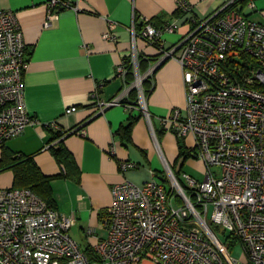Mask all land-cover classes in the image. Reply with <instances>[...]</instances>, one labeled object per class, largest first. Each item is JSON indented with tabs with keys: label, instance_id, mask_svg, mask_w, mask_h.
Masks as SVG:
<instances>
[{
	"label": "built area",
	"instance_id": "obj_1",
	"mask_svg": "<svg viewBox=\"0 0 264 264\" xmlns=\"http://www.w3.org/2000/svg\"><path fill=\"white\" fill-rule=\"evenodd\" d=\"M48 7L47 27L72 3L49 0ZM178 7L191 10L190 0H178ZM255 7V0H227L195 20L172 48L162 38L179 28L176 22L157 27L147 19L140 33L133 30L135 39L158 46L157 66L171 58L182 65L186 114L177 109L162 118V126L179 138H194L193 153L208 169L205 179L183 172V183L166 163L164 180L153 174L143 184L128 179L116 184L107 210L108 234L95 244L94 258L71 235L75 214L60 211L31 188H0V264H240L232 254L238 244L245 264H264V22L244 13ZM116 26L111 22L105 38L117 39ZM26 52L16 14L0 11V148L41 123L26 105ZM131 63L137 83L153 74L149 69L143 78L138 54ZM128 65L126 58L118 65L125 82ZM140 86L129 83L126 92L139 90L150 119ZM124 98L123 93L98 102V112ZM138 167L135 161L120 162L123 171Z\"/></svg>",
	"mask_w": 264,
	"mask_h": 264
},
{
	"label": "crops",
	"instance_id": "obj_2",
	"mask_svg": "<svg viewBox=\"0 0 264 264\" xmlns=\"http://www.w3.org/2000/svg\"><path fill=\"white\" fill-rule=\"evenodd\" d=\"M68 1L72 7L62 9L47 27L49 0H0V11H13L23 32L28 62L24 74L25 100L29 113L41 122L28 126L21 135L8 140L6 146L15 154L33 156L45 174L55 175L62 172V166L51 147L63 140L81 174L79 182L70 178L52 181L57 209L76 215L71 235L92 256L95 244L108 234L106 218L113 204V187L126 179L143 184L153 174L164 180L163 166L167 163L175 170L180 161V138L163 129L162 118L177 109L186 114L182 65L174 58L158 66L157 60L150 64V69H154L152 89L148 97L143 93L151 117L147 118L139 102L140 95L137 100L126 92L129 84L118 75V65L125 57L132 59L134 54L159 57L160 52L139 36L135 39L133 30L140 33L147 19L157 27L176 22L179 28L165 32L162 38L163 45L172 48L192 29L194 20L207 18L227 0H190L191 11L182 15L178 12V0ZM255 4L254 9L248 8L251 11L246 12L245 8L244 13L264 22V0H255ZM253 13L256 14L251 16ZM111 22L117 23L116 40L105 38ZM123 93L124 103L98 112V102ZM71 107L77 110L67 113ZM131 117H136V121L132 140L126 141L118 132ZM54 121L59 125L54 131L63 130L67 134L52 141L53 134L46 124ZM183 141L188 149L194 148L192 136ZM191 157L194 156L186 159L189 169L194 163ZM127 160L139 163L140 167L121 170L120 162ZM143 166L149 169L146 171ZM140 171L146 176L135 180ZM13 184V170L0 174V188ZM145 264L152 263L145 261Z\"/></svg>",
	"mask_w": 264,
	"mask_h": 264
},
{
	"label": "trees",
	"instance_id": "obj_3",
	"mask_svg": "<svg viewBox=\"0 0 264 264\" xmlns=\"http://www.w3.org/2000/svg\"><path fill=\"white\" fill-rule=\"evenodd\" d=\"M246 2V0H245ZM191 10H185L184 8L178 7V12L182 14H187ZM152 22V20H150ZM153 23V22H152ZM195 24V20L193 22ZM145 25V24H144ZM144 27V26H143ZM158 47V46H157ZM158 56V55H157ZM157 56H149L146 57L144 55H139V63H140V72L146 74L148 70L150 69V64L156 60H158L159 57ZM129 61L128 65V74L126 78V82L132 83L134 82L136 76L133 71V66L131 63V57H125ZM163 64V63H162ZM152 79V75L144 80L143 82V88H144V94L145 97H148L151 93L152 86L150 85ZM132 98H135L138 100V89L134 88L131 91ZM136 121V117H131V120L126 125H123L121 129L119 130V134L123 138V140L131 141V131L133 128V125ZM49 129L52 134L53 138L52 141L62 138L67 132L63 130H56L54 131L53 128H47ZM183 138L179 139V156L178 160L183 158V162L189 158L190 156H194V150L188 149L184 142H182ZM51 150L59 162V164L62 166V172L55 175H47L45 174L37 162L35 161L34 157L31 155L26 154H15L9 147L4 144L2 146V155L0 157V172L5 170H13L14 172V187H27L31 188L34 192H36L39 196H41L45 201L53 205L55 208H57V203L54 195V190L52 187V181L56 178H70L77 182L80 181V174L81 170L80 167L72 154V152L67 148V146L64 144L63 140H61L57 146H52ZM176 175H178V172L174 170ZM180 173V172H179ZM238 239L233 241V243H236ZM88 254V253H87ZM91 258H94V254Z\"/></svg>",
	"mask_w": 264,
	"mask_h": 264
},
{
	"label": "rangeland",
	"instance_id": "obj_4",
	"mask_svg": "<svg viewBox=\"0 0 264 264\" xmlns=\"http://www.w3.org/2000/svg\"><path fill=\"white\" fill-rule=\"evenodd\" d=\"M251 10L250 9H248V8H246V12H250ZM257 13V12H256ZM256 13H253V14H251V16L252 15H255ZM256 18H257V16H256ZM142 74V76H143V78L145 79V75H144V73H141ZM143 82H144V80H142V83L140 84L141 86H140V88L139 89H141L142 90V92H144L143 90H144V88H143ZM132 85H135V86H139V84L137 83V76H136V78H135V80H134V83H131ZM138 93H139V90H138ZM143 95V94H142ZM140 102H141V104L142 105H145V102H144V99H143V96H141V98H140V100H139ZM182 140V139H181ZM163 141V140H162ZM182 142H184L183 140H182ZM192 158V161L194 162L193 163V165H191V169H189V167L187 166L188 165V162H187V160L185 161V162H187L186 163V165L184 166V168H183V170H181V166H182V163H183V158H181L180 159V161L177 163V166H176V168L174 167V169L178 172V171H183V172H187V173H189V174H192L196 179H198V180H204L205 179V177H206V175H207V172H208V169H207V166H206V164H205V162L202 160V159H200V158H198V157H191ZM143 168H144V170H146V169H149V168H147L146 166L144 167L143 166ZM163 168L165 169V171H166V178L168 177V170H167V168H166V166L164 165L163 166ZM213 169L214 170H218L219 168L217 167V166H213ZM143 170V169H142ZM190 170H193V172H191ZM6 171H9V170H5V171H2V172H0V174L1 173H4V172H6ZM147 171V170H146ZM143 172V171H142ZM183 172H178V176L181 178V181L183 182V183H186V180L183 178ZM143 177V176H146V173L144 172V173H141V171L138 173V176H136V178H135V180H140L141 178L140 177ZM151 177V174H150V176H148V178H150ZM138 183H140V182H138ZM137 184V183H136ZM165 185L169 188V189H171L172 188V184H171V182L169 181V180H167V181H165ZM212 210L213 209H211V212H212ZM232 254H233V256L236 258V259H238V260H240L241 261V263L240 264H245V255H244V250H243V247H242V245L241 244H238L235 248H234V250H233V252H232Z\"/></svg>",
	"mask_w": 264,
	"mask_h": 264
},
{
	"label": "bare ground",
	"instance_id": "obj_5",
	"mask_svg": "<svg viewBox=\"0 0 264 264\" xmlns=\"http://www.w3.org/2000/svg\"><path fill=\"white\" fill-rule=\"evenodd\" d=\"M142 83V78L140 77L138 80V84L140 85Z\"/></svg>",
	"mask_w": 264,
	"mask_h": 264
},
{
	"label": "water",
	"instance_id": "obj_6",
	"mask_svg": "<svg viewBox=\"0 0 264 264\" xmlns=\"http://www.w3.org/2000/svg\"><path fill=\"white\" fill-rule=\"evenodd\" d=\"M166 60H168V59H166ZM166 60H165V61H166ZM165 61H164V62H165ZM164 62H163V63H164ZM162 180H163V179H162Z\"/></svg>",
	"mask_w": 264,
	"mask_h": 264
}]
</instances>
